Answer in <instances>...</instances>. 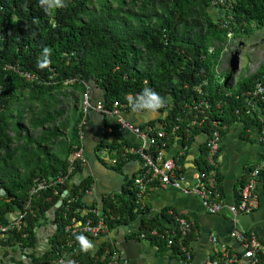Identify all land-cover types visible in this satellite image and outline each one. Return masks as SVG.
Here are the masks:
<instances>
[{
    "label": "trees",
    "instance_id": "16d2710c",
    "mask_svg": "<svg viewBox=\"0 0 264 264\" xmlns=\"http://www.w3.org/2000/svg\"><path fill=\"white\" fill-rule=\"evenodd\" d=\"M115 1L112 5V0H98V9H93L91 0H64L66 7L45 13L39 0H0V221L7 222L9 213L22 208L34 178L67 169V157L79 142V123L86 119L83 82L101 89L106 106L129 94L135 97L144 88L153 89L168 107L161 120L165 129L193 99H208L211 117L222 124L233 119L257 122L256 115L250 114L254 110L245 105V94L264 72V62L233 89L226 88L228 76L222 84L216 80L215 66L230 38L241 41L264 29V0ZM19 71L34 77L28 80ZM69 80L72 82L65 83ZM62 102L71 104L64 109ZM217 103H221L218 108ZM259 105L264 109V101ZM107 126L104 123L95 150L108 147L110 153L116 151L114 168L120 169L125 162L121 147L128 141L114 126L111 131ZM211 128L207 121L192 126L190 132L208 133ZM204 163L202 156L198 167ZM82 170L83 165L77 164L73 176ZM92 184L88 176L78 184L71 180L42 191L33 200L35 214H28L20 229L1 236L0 246L27 249L28 262L19 264L45 262L52 251L35 250L37 229L64 189L75 192ZM131 185L132 177L120 192L102 197L101 210L107 214L109 229L134 221L139 222L136 233L164 229L158 215L140 203ZM63 208L55 211L56 229L49 237L52 247L65 237L63 226L68 218L63 217ZM166 214L162 211L160 215L170 222ZM191 225L187 241L194 235ZM153 241L159 248L165 245L163 240ZM107 245L103 242L99 248ZM81 251L85 260L92 261L91 250Z\"/></svg>",
    "mask_w": 264,
    "mask_h": 264
},
{
    "label": "built area",
    "instance_id": "2783aa9c",
    "mask_svg": "<svg viewBox=\"0 0 264 264\" xmlns=\"http://www.w3.org/2000/svg\"><path fill=\"white\" fill-rule=\"evenodd\" d=\"M223 2L224 0H220ZM26 79L31 80L34 76L29 72L19 71ZM72 82V80L66 81ZM86 89L82 94V106L85 112L91 106L96 112L103 113L110 120L116 119L118 130H124L131 133L137 142L131 144H123L121 147V155L123 157L135 156L141 161L140 167L132 177V185L130 188L136 189V197L139 196L151 185L158 183L160 185H168L173 187H181L183 181V170L181 167V154L188 148L187 145L181 146V137L175 136L174 140L180 144L176 150L169 153V140L173 134H180L181 121L185 116H191L190 124L197 126L210 122L212 128L207 133L204 150L205 163L203 167L198 168L194 174L192 182L182 187L184 193H191L201 198L202 204L207 212L218 213L224 207L220 198V191L216 183V166L217 156L221 145V128L225 125L219 120L211 117L210 104L206 99H193L190 104H186V111L182 115H177L175 121L169 125L168 129L162 125L140 126L123 117L124 112L131 110L127 95L123 101H114L111 105L106 106L102 100H96L90 104V85L83 82ZM247 97L245 105L251 109L258 104L260 100H264V72L256 80L254 86L246 91ZM236 113L239 109L236 108ZM210 113V114H209ZM86 119H82L78 126V144L74 145L73 151L67 157L68 166L64 171L45 177H36L28 191V198L23 203L20 210L9 213L7 222L0 221V237L4 236L11 229H20L21 223L28 214H35L32 207L33 200L40 193L47 189H57L65 185L68 181H74L77 184L81 180L74 179V169L77 164L84 165L86 163L84 137L85 131L82 127ZM188 126V125H187ZM257 139L261 142V154L258 162L248 169L245 179L240 186L237 201L228 206L233 216L245 214L253 211L258 206V185L263 186L264 191V125L257 134ZM169 148V149H168ZM102 154L106 150L100 151ZM112 164L115 159L109 160ZM78 181V182H77ZM93 184L89 188L64 189L61 195L63 208V217L68 218L63 226L65 237L61 242L55 244L48 243L45 250L50 249L52 254L41 264H120L122 260V252L115 247L118 242L114 236H111L109 225L107 222V214L101 210V203L94 199L92 202H86L83 197L94 193ZM65 191V192H64ZM56 192V190H55ZM78 203L73 207L74 203ZM166 213L171 217L169 224L164 229L152 228L146 232H137L138 221L130 223L132 226L129 234H135L140 239H157L163 240L167 247H177L181 264H195L193 262V254L188 241L186 240L192 229V223L186 217L172 211L167 210ZM152 214V213H151ZM69 215V216H68ZM126 226L116 228L123 229ZM54 232V231H53ZM52 232V233H53ZM51 233V234H52ZM51 234L49 236H51ZM83 235L88 238H103L109 245L99 248H93L90 251L92 261L85 260L82 253L81 243L77 240V236ZM230 235L239 241L241 252L230 250L225 243H221L216 252L207 256L202 264H264V243L259 241L254 231H244L234 228ZM105 237V238H104ZM213 243L218 238L210 235Z\"/></svg>",
    "mask_w": 264,
    "mask_h": 264
},
{
    "label": "crops",
    "instance_id": "0c3cea01",
    "mask_svg": "<svg viewBox=\"0 0 264 264\" xmlns=\"http://www.w3.org/2000/svg\"><path fill=\"white\" fill-rule=\"evenodd\" d=\"M90 96L94 102L101 100V92L92 85L90 86ZM206 100L208 101V99ZM263 101L260 100L255 107L251 108L254 112H250V114L252 113V117L256 115L257 122L250 120L251 122L245 123L241 119H233L221 128V145L216 166V183L224 206L220 212L214 214L207 212L199 196L184 193L182 190V187L192 182L194 172L200 168L198 167V162L204 156V142L207 136V133L200 130L191 134V127L194 126V124H190L192 120L191 116H184L182 118L180 130H183V132L173 134L169 140V153L176 150L175 146L178 148L180 146L174 140L175 136L181 137V146L187 145L188 147L181 154V167L183 170L181 187L163 186L155 183L149 186L138 198L142 205L149 207V211L153 215H158L165 226L169 224V221L166 220L167 216L165 218L160 215L162 211L166 214V211L171 209L189 218L194 224L195 230L192 239L188 241L195 264H202L209 254L218 250L221 243H225L230 250L237 251L238 253L241 252L242 249L239 241L230 235L234 228L244 231H254L259 241L264 243V191L261 184L258 185L257 189L259 203L253 211L233 216L228 209L229 205L237 201L240 186L245 179L248 169L255 165L260 158L261 142L257 139V134L264 125V109L259 105ZM208 103L212 108L211 103L209 101ZM220 105L221 103H217L216 108ZM167 109L168 107L166 108L165 105V107L160 109L162 112L158 110L155 115L150 112L137 114L129 110L123 113V117L140 126L147 124L162 125L161 120L164 118L163 116ZM208 111L211 112V109ZM86 121L87 140L89 141L91 136L94 135L96 129L94 126L97 124V119L93 115L89 120L86 119ZM111 122L112 120L103 115L102 125L104 127V123H108V131H111L112 126H114ZM114 127L117 129L116 131L122 134L124 139H127V144L137 142V139L131 133L118 130L116 126ZM104 149L106 153L103 155L108 159L98 155L94 148L96 158L90 162L89 158L86 159L83 170L79 174L74 175V179L76 180H82L88 176L93 180L94 193L83 197V200L86 202H92L96 199L101 203L103 196L120 192L126 180L133 177L140 167L141 161L139 158L125 157V162L120 169L114 168L116 161L112 164L109 160L112 158L116 160L117 157L113 155L116 151L113 150L110 153L108 147H104L102 150ZM80 175L82 178H79L81 177ZM54 223L55 220H51L48 213V219L37 229L36 251L42 252L47 248L50 237L47 231L52 225H56ZM131 228L132 226L130 225L123 229L115 228L110 231L111 236L120 240L115 244V247L122 252L120 264H181L180 256L176 250L174 251L173 248L166 245L159 248L150 239H139L137 235L129 234ZM211 234H214L218 238L216 243L211 241ZM122 236L126 240H122ZM85 238L94 245V248L106 242L103 238ZM25 252L29 251L27 249L20 250V247L16 245L11 247L0 246V264H19L21 260L28 262Z\"/></svg>",
    "mask_w": 264,
    "mask_h": 264
},
{
    "label": "rangeland",
    "instance_id": "374dc122",
    "mask_svg": "<svg viewBox=\"0 0 264 264\" xmlns=\"http://www.w3.org/2000/svg\"><path fill=\"white\" fill-rule=\"evenodd\" d=\"M97 2L98 0H91L90 7L98 9ZM111 4L115 5L116 1L112 0ZM263 62L264 29L253 31L248 38L241 41L239 38H230L225 43L223 51L218 58V63L215 66L216 80L222 84L226 76H228L226 88L233 89L242 77L253 73L260 63ZM60 104L64 109H67L71 103L62 102ZM67 114L68 111L64 115L66 116ZM97 154L105 157L99 151H97Z\"/></svg>",
    "mask_w": 264,
    "mask_h": 264
},
{
    "label": "clouds",
    "instance_id": "9594fccd",
    "mask_svg": "<svg viewBox=\"0 0 264 264\" xmlns=\"http://www.w3.org/2000/svg\"><path fill=\"white\" fill-rule=\"evenodd\" d=\"M39 5L45 13L50 12V10L53 8L66 7L64 0H39ZM44 5H47V7H43ZM53 27H56V25H53ZM44 52L50 53V49L44 48ZM39 66L44 67L45 65L41 64ZM127 99L131 106L132 112L137 114L142 112H150L151 114L155 115L159 109L165 107L166 105L165 99L151 88H144L135 97L129 96ZM77 240L81 243L82 250L85 252H88L94 248V245L83 235L77 236Z\"/></svg>",
    "mask_w": 264,
    "mask_h": 264
},
{
    "label": "water",
    "instance_id": "95a60500",
    "mask_svg": "<svg viewBox=\"0 0 264 264\" xmlns=\"http://www.w3.org/2000/svg\"><path fill=\"white\" fill-rule=\"evenodd\" d=\"M95 89H97V90H99L101 92V89L99 87L96 86ZM93 99H95V98H93ZM94 103L95 102L92 101V99H90V104L93 105ZM93 115L97 119V124L94 126V127H96V129L94 131V135L91 136L89 141L87 140V125L84 127V131H85V137H84L85 155H86V159H88V158L90 159L89 162L92 161V159L96 158V155L94 153V148L101 141L102 134H103V125H102L103 124V113H101V112L96 113L90 106V107H88L87 112H85L86 119L89 120L90 117L93 116ZM111 124H113L117 128L119 127L118 124H117L116 119H112ZM82 174H83V172H82ZM84 174L87 175V173H85V172H84ZM79 178H82V176L79 177ZM62 197H63V194L61 195V197L57 200V202L52 206L51 210L49 211L51 220H53V221H54V218H55V211H56V209L58 207H60V205L62 203ZM55 227H56V225H52L47 232L49 234H51L55 230ZM45 235L47 236V234H45ZM116 240L120 241L118 239H116ZM122 240H126V238L122 236Z\"/></svg>",
    "mask_w": 264,
    "mask_h": 264
}]
</instances>
